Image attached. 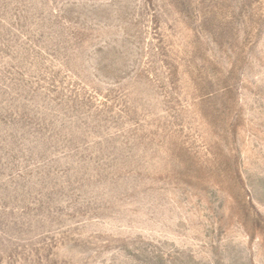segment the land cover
<instances>
[{"label":"rangeland","instance_id":"1","mask_svg":"<svg viewBox=\"0 0 264 264\" xmlns=\"http://www.w3.org/2000/svg\"><path fill=\"white\" fill-rule=\"evenodd\" d=\"M0 264H264V0H0Z\"/></svg>","mask_w":264,"mask_h":264}]
</instances>
